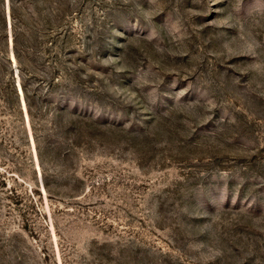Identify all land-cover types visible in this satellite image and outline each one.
<instances>
[{
    "label": "rangeland",
    "instance_id": "374dc122",
    "mask_svg": "<svg viewBox=\"0 0 264 264\" xmlns=\"http://www.w3.org/2000/svg\"><path fill=\"white\" fill-rule=\"evenodd\" d=\"M0 264H264V0H0Z\"/></svg>",
    "mask_w": 264,
    "mask_h": 264
}]
</instances>
